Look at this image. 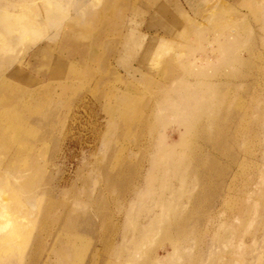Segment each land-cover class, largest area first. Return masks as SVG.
I'll use <instances>...</instances> for the list:
<instances>
[{
	"label": "rangeland",
	"instance_id": "1",
	"mask_svg": "<svg viewBox=\"0 0 264 264\" xmlns=\"http://www.w3.org/2000/svg\"><path fill=\"white\" fill-rule=\"evenodd\" d=\"M60 1L64 15L38 36L0 29V82L7 83L0 89V209L9 218L0 247L12 249V256L0 251V264L6 257L42 264L67 223L68 264H264V12L249 0ZM7 2L11 13L24 11L19 0L0 6ZM28 2L33 9L43 3ZM67 25L83 42L63 35ZM131 30L134 56L123 49ZM229 35L245 62L235 67L217 57L215 38ZM147 49L154 53L149 79L135 81L128 71ZM196 69L209 83H224L215 93L239 120L247 114L248 125L232 114L212 137L182 141L178 120L161 122L169 112L158 109L159 88L175 72L191 80L166 86L169 104L182 110L197 97L196 108L209 114L215 99ZM223 69L235 77L213 75ZM153 107L156 129L143 130L141 111ZM168 144L169 152L213 164L211 174L183 172L200 162L163 155ZM170 165L176 169L163 173Z\"/></svg>",
	"mask_w": 264,
	"mask_h": 264
},
{
	"label": "bare ground",
	"instance_id": "2",
	"mask_svg": "<svg viewBox=\"0 0 264 264\" xmlns=\"http://www.w3.org/2000/svg\"><path fill=\"white\" fill-rule=\"evenodd\" d=\"M41 2L43 1V3H39L40 6H42V8L40 6H35V8L33 9L30 5V3L28 2V0H19V3H16L15 5H17L20 9H23L24 11H20L19 13L16 12V13H11L8 8L9 7H12V3L10 2H7L5 5H2L0 6V29L1 30H4L5 33L11 35L13 32H21L23 34H32L34 36H38L40 35L41 33H43L45 31V28H46V25L48 23H54V25H57L58 24V21H59V18H61V16H63L64 14V11L62 10L63 8L65 9V5L62 1L60 0H40ZM189 1V0H188ZM147 2V1H146ZM154 2V1H153ZM249 4L252 5L253 9L255 10L256 13H259V12H264V0H249L248 2ZM34 4V3H33ZM153 4V3H152ZM34 6V5H33ZM18 8V9H19ZM80 9V8H79ZM252 9V8H251ZM159 11L160 12H163L164 14L166 13V10L163 8V7H160L159 8ZM26 13V14H25ZM99 13V12H98ZM102 17V16H101ZM101 20V19H100ZM170 22H172V24H176V22L174 20H170ZM98 23V22H97ZM103 23V22H102ZM101 24V23H100ZM98 26V25H97ZM96 26V27H97ZM100 26V25H99ZM82 28V27H81ZM86 29V28H85ZM90 29V28H89ZM93 30V29H92ZM98 30V29H97ZM95 31V30H94ZM63 35H66L69 37H71L73 40L77 41V42H83L84 39H82L81 36L79 35H76L74 30H73V27L71 25H67V27L62 31ZM91 33V32H90ZM93 33V32H92ZM129 35L126 37V39H124L123 41V49L124 51H126V55L128 56H134L135 53L130 51L129 48L131 46V43H133V38H132V30L130 32H128ZM96 36V35H95ZM2 37L1 35V32H0V38ZM99 37V36H98ZM27 38V37H26ZM36 37H34V40ZM158 38V37H157ZM155 38V39H157ZM159 39V38H158ZM2 40V39H1ZM96 40V39H95ZM101 40V39H100ZM217 40L218 42V45L221 49L220 53H219V56L218 57V60H221L222 61H225V66L226 67H229V66H236L237 63H245V62H239V57L237 55V53H235V51L232 49H234V42H233V37L231 35L227 36V37H217L215 38V41ZM97 41V40H96ZM70 43V42H69ZM96 43V42H95ZM99 44V43H97ZM80 48V47H79ZM87 50H89L90 46H86ZM225 48V49H224ZM82 50V49H81ZM44 51L43 48L41 47H37L36 49V52L35 54L36 55H40L42 54ZM32 54V53H31ZM78 54V53H77ZM31 56V55H30ZM38 57V56H37ZM154 57V53L152 52L151 49H147V51H143V54L141 56V62L139 63V68H134L132 71H128V75L135 81L137 80H142V81H146L149 79V68L151 67L152 63H151V60L148 61V59H152ZM176 57V56H175ZM177 60V59H176ZM179 60V59H178ZM163 62H166V61H163ZM172 63V62H171ZM170 63V64H171ZM179 63V61H178ZM220 63V62H219ZM219 63H216V64H219ZM162 64V63H161ZM167 64V63H166ZM165 64V65H166ZM169 64V63H168ZM207 64H212V61H210L208 59V62ZM181 65V64H180ZM184 65V64H182ZM181 65V66H182ZM202 65V64H201ZM54 66L56 68L60 67V64L59 63H55ZM170 67V66H169ZM183 67V66H182ZM197 67V66H196ZM199 67V66H198ZM65 69V68H64ZM179 69V68H178ZM187 69V68H186ZM189 69V68H188ZM199 69V68H198ZM183 70V68H182ZM197 70V69H196ZM204 70V69H202ZM225 69L223 70H220V72H216V74L214 73L213 75L215 76H219L221 74V76L227 80H230L232 77H235L233 76V74L231 73H225L224 71ZM222 71V73H221ZM65 72V71H64ZM194 72V70H193ZM191 71V73H193ZM197 73H195L194 75H196V78L194 75V78L196 79L197 82L199 83H207V87L206 88V91L209 93V97H213V100L212 103L210 104V112L209 114H206L205 111L203 110H198L196 107L198 106V101L196 100L197 97L195 98V100L192 101V105L190 106H187L186 104V107H184V109L182 110H178L176 108V106L174 105H170L169 103L171 102V99L172 97H170L171 95H169L168 97V90H167V87L166 86H173V83L176 81L179 82V80H181V78L187 82L191 79H186V77L180 75L179 73H174L173 75L171 74V77H169V79L167 78L168 82L166 81V86H161L159 88V91H162L164 94L160 96V103H159V106H158V109L162 111V113H167L169 112L166 117L164 116H161L158 115V117H160V120L164 119V121H161V122H165V120H170L171 119L173 121H177V123L182 126L183 128V131H180V139L182 141L184 140H189V139H192V138H197V137H205V138H209V137H212V133L214 131H218V132H221L222 129H223V123H227L228 119L231 120V122H233V119H232V114L228 109L227 107L224 108V104H228V101L226 100V97H221L220 94L217 95L215 93L216 89L218 88L219 89V86H224V83L222 82H218L217 84H213L212 81L209 83L207 78L205 77V74H202V73H198V70L195 71ZM16 73V72H15ZM140 76L139 79H137V74ZM162 73V72H161ZM166 74V73H165ZM212 75V76H213ZM191 77V76H190ZM162 79V78H161ZM164 79V78H163ZM166 80V79H165ZM182 80V81H183ZM223 80V79H222ZM182 81H180L182 83ZM193 81V80H192ZM219 81V80H217ZM231 81V80H230ZM164 82V81H163ZM190 82V81H189ZM196 82V83H197ZM215 82V81H213ZM230 83L231 82H228V83H225V85H227L226 87V92H229L230 89ZM183 84V83H182ZM186 84V83H185ZM155 85V84H154ZM177 85V84H176ZM198 85V83L196 84ZM219 85V86H218ZM229 85V86H228ZM232 85V84H231ZM195 86V85H194ZM200 86V85H198ZM7 87V83H5L4 81L0 82V89H5ZM158 87V86H156ZM178 87V86H177ZM182 87V86H181ZM183 87H186L183 86ZM196 87V86H195ZM153 88V87H152ZM189 88V87H188ZM192 88V87H190ZM197 88V87H196ZM200 88V87H199ZM156 89V88H155ZM158 89V88H157ZM174 89V88H173ZM185 89V88H184ZM183 89V90H184ZM194 89V88H193ZM156 91V90H155ZM205 91V92H206ZM2 92V91H1ZM168 92V93H167ZM185 92H188L187 90H185ZM206 92V93H207ZM155 93V92H154ZM174 93V92H173ZM184 93V92H183ZM189 93V92H188ZM200 93V96L203 97V94H204V91H199ZM148 94V93H147ZM175 94V93H174ZM178 94V93H177ZM187 94V93H185ZM184 94V95H185ZM191 94V93H190ZM189 95V94H188ZM186 95V96H188ZM151 97H154L152 95H149ZM173 96V95H172ZM177 96V95H176ZM156 97V96H155ZM154 97V98H155ZM189 97V96H188ZM194 98V94L192 96ZM152 98V99H154ZM182 98V97H181ZM205 98V97H204ZM150 98V100H152ZM184 99V97H183ZM190 99V98H189ZM200 99V98H199ZM157 101V99H155ZM179 100V99H178ZM181 100V99H180ZM204 100V99H203ZM176 100L172 101V103H175ZM207 101V100H206ZM149 103V101H148ZM150 103H152V101H150ZM149 103V104H150ZM155 103V101H154ZM153 103V104H154ZM202 103V101H201ZM208 103V101H207ZM230 103V102H229ZM152 104V105H153ZM157 104V103H156ZM180 104L182 105L181 101H180ZM226 104V105H227ZM148 105V104H147ZM161 105H163L161 107ZM184 106V105H183ZM152 107V106H151ZM155 107V106H154ZM154 107L152 110H148L147 112H142L143 114V118H141L140 116V119L141 121L143 122L142 124V129L143 130H155L156 129V119H153V114L155 112L154 110ZM157 107V106H156ZM149 108V107H148ZM157 109V108H156ZM140 112V113H141ZM216 112H219V115L216 114ZM159 113V112H158ZM160 112V114H162ZM156 114V113H155ZM234 121L235 123H237V119L239 120V118L234 115ZM157 117V115H156ZM157 117V118H158ZM159 120V121H160ZM240 122L238 124H241L240 126H246L250 123V119L248 117L247 114H244L240 117ZM141 122V123H142ZM140 123V125H141ZM162 124V123H161ZM235 137V136H234ZM153 144V143H152ZM151 145V144H150ZM149 145V147H150ZM165 148V149H164ZM163 148V155H169V154H172L174 157L176 156L177 159H182L184 161H186V163L188 162H191V161H196V162H200L199 164H196V165H185L183 166L184 170H189L191 172L194 171V174L199 176L202 180L206 177H208L207 175H210L211 174V166H213V164L211 165H206L204 163H202V160L203 159H199V158H193L192 156H189L187 155L186 151H180V152H177V155H176V150L175 152H169L170 149H173L174 146L173 144H168L166 147ZM156 150V149H155ZM159 152V151H158ZM157 152V154H158ZM161 152V151H160ZM197 152V151H196ZM162 153H159L162 154ZM151 155V154H150ZM162 155V156H163ZM152 156V155H151ZM161 156V155H160ZM150 157V156H149ZM157 158V157H156ZM154 158V160L156 159ZM173 158V157H172ZM150 159V158H149ZM174 159V158H173ZM159 160V158H158ZM164 160V159H162ZM176 160H174V163H175ZM178 161V160H177ZM176 161V162H177ZM181 162V161H180ZM170 163H171V160H170ZM185 163V164H186ZM164 165V164H163ZM179 165V164H178ZM156 166V164H155ZM173 166H175L173 164ZM172 166V167H173ZM171 165L168 167V166H165L163 167V173H167L168 171L169 172H173L176 168L173 167V168H170ZM155 168V167H154ZM159 168V167H158ZM14 169V168H12ZM171 169L173 171H171ZM181 169V168H180ZM154 170V169H153ZM156 170V168H155ZM158 170V169H157ZM149 171V170H148ZM147 171V172H148ZM151 172V170H150ZM161 172V171H160ZM182 172V173H183ZM186 172V171H185ZM157 173V172H156ZM181 173V174H182ZM149 174V173H148ZM154 174V173H152ZM175 174H176V171H175ZM151 175V174H150ZM162 175V173H161ZM166 175V174H165ZM139 177V175H137ZM168 176V175H167ZM166 176V177H167ZM183 176V175H182ZM153 176H151V180L154 179L152 178ZM181 177V176H180ZM147 178V177H146ZM182 178V177H181ZM155 181V180H154ZM20 182L24 185H29L28 183H25V182H22L20 180ZM149 182V181H148ZM207 182V181H206ZM150 183V182H149ZM149 186V185H148ZM156 187V186H155ZM150 188V187H149ZM156 189V188H155ZM135 190V189H134ZM152 191V189H150ZM154 190V188H153ZM138 191V190H137ZM136 192V191H135ZM167 198V196H166ZM193 198V201H194V198L196 197H192ZM191 198V199H192ZM171 200V198H169ZM165 200V199H164ZM163 201V200H162ZM167 199L164 201L165 203H167ZM172 201V200H171ZM158 202V201H157ZM159 203V202H158ZM160 203H162L160 201ZM160 205V204H159ZM163 206V205H162ZM3 209H0V228H2V224L6 223L7 221H9L8 219L9 218H6L5 214H1ZM174 210V208H173ZM162 215V213H157V215H155L154 219H158L160 218V216ZM167 215H168V212H167ZM166 215V216H167ZM169 216V215H168ZM174 217V220L172 223V225H178V223L176 222L177 219H179L181 216L179 215H173ZM3 217V219H2ZM183 217V216H182ZM166 218V217H165ZM73 219L72 216H69V218L67 219L66 222H70L71 220ZM66 220V219H65ZM171 221V219H170ZM74 221L70 222V223H73ZM177 223V224H176ZM68 224V223H67ZM67 224L65 225V227L60 231L61 233L59 235H56L55 238H54V241L52 242L51 241V245L48 247L47 249V253L45 255V258L42 262V264H68V260L67 258L70 259V252L69 250L72 248V245L71 243H67V241L65 239H63L62 235L63 234H69L71 232V228L67 226ZM2 229H0V233H3L4 231H1ZM11 231H12V228H11ZM181 232V231H180ZM7 233L9 234L10 233V229L9 231H7ZM0 251H3V252H6L7 255L9 256H12L10 254H12V249H10V251L8 252V246H4V247H0ZM4 264H14L13 260H11L10 257H6L5 260H4Z\"/></svg>",
	"mask_w": 264,
	"mask_h": 264
}]
</instances>
